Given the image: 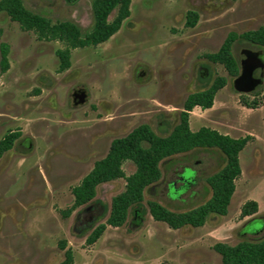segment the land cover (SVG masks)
<instances>
[{"label":"rangeland","instance_id":"374dc122","mask_svg":"<svg viewBox=\"0 0 264 264\" xmlns=\"http://www.w3.org/2000/svg\"><path fill=\"white\" fill-rule=\"evenodd\" d=\"M22 1L53 22H74L83 34L94 23L92 0ZM189 11L198 14L194 26L186 24ZM261 26L264 0H131L130 15L112 37L72 49L70 67L59 71L56 50L64 44L38 39L1 11L0 45H9V69L0 74V140L8 133L19 137L0 157V264H58L66 249L73 264H223L215 243L263 238L264 68L254 74L261 83L241 92L236 76L206 57L230 32ZM245 51L264 54L237 39L232 51L237 76ZM217 78H225V85L212 107L194 106L188 120L193 131L207 126L248 137L226 215L211 214L200 227L173 229L149 212L150 201L183 212L210 197L206 179L224 165V157L217 148H196L160 162V179L145 188L142 202L129 208L121 226L106 220L124 178L99 185L91 201L63 216L73 203L72 188L114 138L140 124L166 135L188 95ZM74 92H84V103H74ZM122 168L130 175L135 165L127 160ZM256 221H262L253 224L258 230L249 231L247 225ZM101 224L102 234L88 242Z\"/></svg>","mask_w":264,"mask_h":264},{"label":"trees","instance_id":"16d2710c","mask_svg":"<svg viewBox=\"0 0 264 264\" xmlns=\"http://www.w3.org/2000/svg\"><path fill=\"white\" fill-rule=\"evenodd\" d=\"M131 0H92L94 23L92 28L82 33L80 28L70 20L51 21L40 13L27 9L22 0H0V12L7 13L12 21L25 31H34L41 40H55L64 44L56 50L59 58V71L70 67L71 50L96 46L107 41L121 27L130 15ZM116 10L115 16H109ZM198 14L187 13L186 24L194 26ZM237 39L264 49V27L245 31L240 35L230 32L216 52L207 54L209 60L220 63L231 76H237L238 63L233 55V44ZM9 45H0V74L9 69ZM225 85V78H217L207 89L194 92L186 98L179 121L166 135L157 134L148 124H140L125 136L114 138L106 155L94 162L92 169L72 188L73 203L63 210L68 217L75 209L91 201L99 185L118 178L125 179V188L111 200L106 225L121 226L127 218L129 208L143 200L147 186L157 182L161 177L160 162L178 153L196 148H217L224 157V165L207 177L210 197L201 205L183 212H173L156 201L148 202L151 216L156 221L166 223L170 228L178 229L185 225L202 226L211 215L224 216L228 213L235 180L241 174L239 153L248 141V137H232L218 130L202 126L196 131L190 128L188 112L194 106L211 108L216 92ZM19 133H8L0 140V157L13 147ZM131 161L135 170L126 175L122 168L125 161ZM105 224L98 226L88 242H94L102 234ZM213 249L220 254L223 264H264V237L257 240H241L234 245L217 242ZM58 264H73V254L66 249L64 259Z\"/></svg>","mask_w":264,"mask_h":264},{"label":"water","instance_id":"95a60500","mask_svg":"<svg viewBox=\"0 0 264 264\" xmlns=\"http://www.w3.org/2000/svg\"><path fill=\"white\" fill-rule=\"evenodd\" d=\"M245 57L241 61V73L234 79V85L241 92L252 91L261 83L260 77H254L253 73L256 69L263 70L264 54L260 52L245 51ZM76 98H78L76 100ZM85 101L84 92H74V103L82 104Z\"/></svg>","mask_w":264,"mask_h":264},{"label":"flooded vegetation","instance_id":"af4514ba","mask_svg":"<svg viewBox=\"0 0 264 264\" xmlns=\"http://www.w3.org/2000/svg\"><path fill=\"white\" fill-rule=\"evenodd\" d=\"M241 61H242V59H241ZM241 61H240V66H241ZM241 70H242V66H241ZM256 70H260V69H256ZM256 70H255L254 73H253V76H254V77H255L254 74H255ZM240 73H241V72H240ZM181 179L184 181V186H185V183H188V182H186V179L184 178L183 175L181 176ZM172 191L177 192L176 189H175V187L173 186V184H172ZM257 222H261V223H262V221H256V222H253V223H251V224H248V225H247L248 230L251 231V232L257 231L258 229H255L254 226H253V224H255V223H257Z\"/></svg>","mask_w":264,"mask_h":264}]
</instances>
